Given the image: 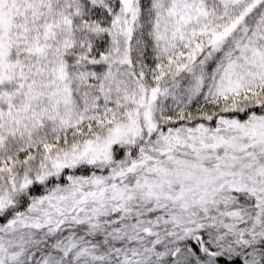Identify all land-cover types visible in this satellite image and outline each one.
<instances>
[{
    "label": "snow or ice",
    "instance_id": "snow-or-ice-1",
    "mask_svg": "<svg viewBox=\"0 0 264 264\" xmlns=\"http://www.w3.org/2000/svg\"><path fill=\"white\" fill-rule=\"evenodd\" d=\"M0 264H264V0H0Z\"/></svg>",
    "mask_w": 264,
    "mask_h": 264
}]
</instances>
